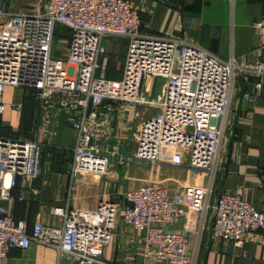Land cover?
Instances as JSON below:
<instances>
[{
	"label": "built area",
	"instance_id": "built-area-1",
	"mask_svg": "<svg viewBox=\"0 0 264 264\" xmlns=\"http://www.w3.org/2000/svg\"><path fill=\"white\" fill-rule=\"evenodd\" d=\"M4 16L0 13V115L8 107L23 109V103L3 104L7 87L23 90L49 111L64 112L77 134L70 169L73 179L105 178L113 167L129 163L127 146L113 134L118 104L155 110L139 126L133 160L153 163L164 148H171L184 151L194 171L213 173L223 134L220 123L229 111L236 72L264 79V10L254 24L255 62L245 69L237 67L233 58L220 60L182 40L144 35L138 9L126 0H46L41 15L10 14L5 21ZM56 27L71 35L64 58L54 57ZM104 38L127 40L120 82L96 77L105 54ZM149 79L162 84L161 95L154 99L143 93ZM44 149L50 148L0 134V264H8L12 250L26 251L32 244L50 248L73 264H108L102 256L118 218L142 234L145 249L156 261L188 264V235L166 227L190 210L206 212L208 198L198 188L178 205L152 181L125 194L127 205L120 217L109 203L95 213L54 208L61 226L37 223L28 233L25 222L13 219L8 204L15 200L18 180L30 184L40 176ZM24 199V193L17 198ZM256 232H264V213L238 195L221 194L214 206L213 237L242 244Z\"/></svg>",
	"mask_w": 264,
	"mask_h": 264
},
{
	"label": "crops",
	"instance_id": "crops-1",
	"mask_svg": "<svg viewBox=\"0 0 264 264\" xmlns=\"http://www.w3.org/2000/svg\"><path fill=\"white\" fill-rule=\"evenodd\" d=\"M126 1L138 9L140 31L144 35L182 40L220 60L233 58L241 69L254 65L253 50L257 42L254 24L263 14L264 0ZM45 10L46 0H0L4 21L10 14L33 16L41 15ZM64 45L59 58H64L67 53V38ZM103 46L105 54L100 59L101 68L96 77L107 82H120L127 40L104 38ZM155 81L149 79L143 86L147 98L157 97L152 95ZM257 83H261L259 89ZM160 89L159 86L158 92ZM14 94L15 100L11 102ZM1 99L6 105L23 103L24 108L20 112L5 108L0 115V134H15L50 148L44 149L40 176L30 184L18 180L13 190L15 200L8 204L13 219L25 222L28 233L37 223L61 226V218L53 214L54 208H68L77 214L95 213L102 204L109 203L117 207L120 217L127 205L125 194L154 181L166 189L168 200L178 205L188 200L193 189L206 193L208 209L205 213L190 210L175 225L166 227L168 231L188 235L185 248L188 264H264V232L249 234L242 244L216 239L212 235L214 206L221 194L238 195L264 213V79L259 80L243 71L236 72L229 111L220 123L223 134L219 156L211 174L194 171L188 166L187 154L171 148H164L153 163L133 160L134 149L131 152L130 146L134 144L142 121L152 118L155 110L118 104V111L113 113V134L127 146L129 163L113 167L105 178L80 175L73 179L70 169L77 134L71 129L66 114L58 109L49 111L28 98L21 89L7 87ZM23 193L25 199L19 202L17 198ZM102 258L108 264H164L145 249L142 234L125 226L121 218H118ZM8 264L73 262L66 257L59 258L50 248L32 244L26 251L12 250Z\"/></svg>",
	"mask_w": 264,
	"mask_h": 264
},
{
	"label": "rangeland",
	"instance_id": "rangeland-1",
	"mask_svg": "<svg viewBox=\"0 0 264 264\" xmlns=\"http://www.w3.org/2000/svg\"><path fill=\"white\" fill-rule=\"evenodd\" d=\"M64 29V28H63ZM64 30H66V29H64ZM55 35H56V37H55V39H54V42H53V47H54V57H59V56H62V53H63V50H64V46H66V45H64L65 44V40H66V38H67V49H68V47H69V44H70V41H71V35H70V33H69V31L68 30H66V32L65 31H63L61 28H56V31H55ZM68 35V36H67ZM57 51V52H56ZM160 84V85H159ZM159 86H160V88H162V84H161V81L160 80H156L155 81V84H154V86H153V93H152V95H153V97H155V96H158V95H161V93H160V91H161V89H160V91L158 92V90H159ZM15 96H16V94H14V96H13V98H11V102H13L15 99ZM145 96L146 97H148L146 94H145ZM148 99V98H147ZM1 101H2V99H1ZM23 129H25V127L23 126L22 127ZM37 128H40V127H37ZM42 130V128H40V131ZM39 131V132H40ZM131 144H133V142L131 141ZM133 146H134V144L133 145H131L130 146V151L132 152L133 151V149L135 148V146H134V148H133ZM129 153V152H128ZM129 156H130V154H128Z\"/></svg>",
	"mask_w": 264,
	"mask_h": 264
},
{
	"label": "trees",
	"instance_id": "trees-1",
	"mask_svg": "<svg viewBox=\"0 0 264 264\" xmlns=\"http://www.w3.org/2000/svg\"><path fill=\"white\" fill-rule=\"evenodd\" d=\"M30 99H31V97H30ZM23 108H24V104H23ZM4 135V134H3ZM5 135H8V133L7 132H5ZM15 135V134H14Z\"/></svg>",
	"mask_w": 264,
	"mask_h": 264
}]
</instances>
